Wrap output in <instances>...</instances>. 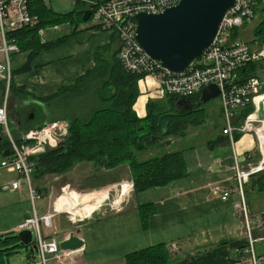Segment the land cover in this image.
<instances>
[{"label":"crops","instance_id":"crops-1","mask_svg":"<svg viewBox=\"0 0 264 264\" xmlns=\"http://www.w3.org/2000/svg\"><path fill=\"white\" fill-rule=\"evenodd\" d=\"M76 8L80 13L86 10L85 5H75L74 10ZM64 27L65 35H70L72 27ZM59 28L60 30H56L58 33L52 32V40L61 38L57 35L64 28ZM112 40L111 33L92 29V25L87 26L83 22L76 35L33 59L27 72L14 77V85L32 94L33 99L26 102L42 108V112L48 115L49 108H54V105H42L38 100L74 85L78 79L92 72L95 68L94 52L112 44ZM113 48H119L116 41ZM253 51L258 53L260 49L254 48ZM21 56L13 57L14 71L27 62L28 55ZM138 86L140 96L133 107L138 118H146L149 104L166 105L168 98L159 95L161 86L156 78H141ZM254 107L253 115L257 116L261 108L257 111V106ZM219 111V119L224 120L221 103ZM238 119L239 117L236 125ZM208 122L207 119L206 124ZM12 128L15 137L26 132L20 125ZM223 129L218 128L213 132L204 129V125L190 127L185 134L171 136L148 149V159L171 153H183L185 157L188 176L166 186L126 192L123 184L133 183L128 165L108 170L97 169L91 163H80L73 170L80 169L82 176L87 174L97 180L98 175L108 179L106 182L94 183L93 187L83 185L92 180L86 182L80 177L75 180V184L68 183L74 179L66 175L68 172L46 175L47 179H55L54 191L57 192V197L52 204L49 203L48 208L42 204L37 214H55L51 226L43 227V233L46 238L58 241L61 255V258L47 257V264H129L127 258L131 254L159 246H165L169 255V260L164 264H235L239 257L238 250L246 245L247 236L244 220L234 209V203L239 198L233 192L236 189L233 149L229 138L223 135ZM201 135L204 136L200 138ZM238 138L235 150L240 154L241 168L248 171L261 165L264 160L258 138L252 133L241 134ZM257 148L261 154L260 160L259 155L254 154ZM247 184L245 194L246 188L250 190ZM216 187L221 188L220 193L215 192ZM37 190L42 196L40 200L50 196L47 185L38 187ZM227 191H232V196L223 201L222 194ZM4 193H8L5 197L9 201L5 205L0 202V236L18 235L22 232L19 231V226L33 213L32 201L25 188ZM93 193H97V201L101 203L94 208L88 207L87 216L71 212V209ZM254 196V202H257L258 195ZM250 201L248 200L249 204ZM93 203L94 201L91 204ZM143 206L155 208L154 213L148 215L147 228H144L140 209ZM250 208H253L251 204ZM254 235L258 242L264 241V234L256 231ZM61 242L65 245L60 247ZM33 243L35 244L34 237ZM27 247H21V251L15 249L13 254L4 257L5 262L0 259V264L37 263L39 254L31 251L32 245ZM19 252L23 256L12 261L14 254ZM257 252L264 255V246H258Z\"/></svg>","mask_w":264,"mask_h":264},{"label":"built area","instance_id":"built-area-1","mask_svg":"<svg viewBox=\"0 0 264 264\" xmlns=\"http://www.w3.org/2000/svg\"><path fill=\"white\" fill-rule=\"evenodd\" d=\"M36 0H0V82L5 85L4 99L0 102V130L9 142L8 157H3L0 171L15 173L17 178L1 185L3 192L20 191L26 188L32 201L33 213L20 226L19 231H31L37 245L40 259L35 264H47V257L61 258L59 243L56 239L46 238L43 227H50L55 214L39 216L35 202L42 196L32 184L35 177V159L50 151L59 149L70 132L68 120L53 121L15 137L10 130L8 94L13 77V56L20 52L18 35L26 30L37 28L39 16L32 11ZM46 4L49 0H39ZM85 5L91 11L92 26L113 35L119 45V59L124 68L133 74L154 77L160 83L159 95L190 99L201 95L204 88L216 85L220 90L218 97L223 112L225 128L223 135L229 138L233 149L236 192L238 201L234 209L244 220L247 243L238 250L235 264H264V255L257 252L258 240L254 234L262 227L261 220L252 219L245 197V185L250 177L264 169V161L258 167L248 171L241 168V157L235 150V135L248 134L253 129V114L246 122L238 126V111L249 105H264V81L259 77H244L240 73L253 63L264 59V46L255 53L246 42H226V34L254 20L260 3L264 0H235V5L224 16L213 44L184 72L173 73L162 67L161 62L152 59L137 40L136 16L140 13L159 14L179 4L181 0H73ZM85 10V11H86ZM43 30L39 34H43ZM230 38H233L230 34ZM6 96V97H5ZM251 123V124H250ZM4 155V153H3ZM249 157V156H247ZM264 160V159H263ZM126 192H132L134 183L122 186ZM220 193L221 188H214ZM230 191L222 194V200L231 198Z\"/></svg>","mask_w":264,"mask_h":264},{"label":"trees","instance_id":"trees-1","mask_svg":"<svg viewBox=\"0 0 264 264\" xmlns=\"http://www.w3.org/2000/svg\"><path fill=\"white\" fill-rule=\"evenodd\" d=\"M32 11L40 18L39 26L18 35L20 49L33 50L30 65L41 52L50 50L77 34L78 29L74 30L75 24L79 23L80 26L83 23L82 13L77 8L69 14H59L36 0ZM64 25L72 27L70 35L53 42H41L38 34L40 30ZM92 29L99 28L92 26ZM240 29L234 30L233 38L237 37ZM254 35L255 41L263 46L264 20L257 26ZM115 41L113 37L112 44L94 52L95 68L92 72L78 79L74 85L38 100L42 105L52 104L56 109L64 110L66 117L75 118L69 120V136L62 146L35 159V177L65 174L80 163H91L97 169L108 170L128 165L134 189L140 192L166 186L188 176L183 153L165 154L145 161L139 160L137 154L146 152L171 136L185 134L190 127L205 125L208 119L205 108L180 110L181 108L177 107L179 98L169 96L166 105L149 104L146 118H138L133 107L140 96L138 82L144 76L133 74L124 68L119 59V48H113ZM260 64L253 63L240 74L244 77H258ZM11 88L20 101L33 99L32 94L25 89L14 85ZM5 89L4 83L0 82V99L4 96ZM200 97L199 94L189 100L196 104ZM81 106L85 108L80 109ZM254 111L253 104L241 108L238 111L237 124L240 125L239 123ZM80 113H85L84 117H81ZM240 135H235V141ZM155 137L158 139L153 141ZM8 146L9 142L0 130L1 156ZM259 175L264 181V170L258 173ZM140 209L144 228H147L148 215L154 213L155 208L143 206ZM21 247L28 248L20 241L18 235L0 236V259L5 262V256L13 254L15 249ZM168 256L166 247L159 246L131 254L127 259L129 264H164L169 260Z\"/></svg>","mask_w":264,"mask_h":264},{"label":"water","instance_id":"water-1","mask_svg":"<svg viewBox=\"0 0 264 264\" xmlns=\"http://www.w3.org/2000/svg\"><path fill=\"white\" fill-rule=\"evenodd\" d=\"M234 5L235 0H181L178 5L159 14L140 13L136 16L137 40L152 59L161 62L164 69L182 73L213 44L225 14ZM91 15V11H83L82 21L89 22ZM78 27L79 23H76L74 30ZM219 95V88L210 85L202 90L198 103L182 98L178 100L177 107L184 111L201 108ZM33 119L31 115L28 121ZM157 139L155 137L153 141ZM4 156L8 157L9 152H4ZM18 238L25 246L32 245L31 251L37 254L31 231L20 232ZM64 245L60 243V247Z\"/></svg>","mask_w":264,"mask_h":264},{"label":"rangeland","instance_id":"rangeland-1","mask_svg":"<svg viewBox=\"0 0 264 264\" xmlns=\"http://www.w3.org/2000/svg\"><path fill=\"white\" fill-rule=\"evenodd\" d=\"M46 6L48 7V9H51L55 13L69 14V13L74 11L75 3L73 0H52V2H50V1L47 2ZM263 20H264V1L259 4L254 20H252L249 23H247L246 25H244V27H242L240 29V31L237 34V37H235V38L229 39L230 34H231V36H233L232 33L234 32V30L231 32H228L225 36L226 42L231 43V39L233 41L246 42L251 46V48L253 50H254V48H259L261 50L264 45L262 46L261 44H259V42L255 41L254 33L256 31L257 26L260 25L263 22ZM91 25H92V22H87V26H91ZM64 26H68V25H64ZM64 26H63L64 29H61V31L57 35V37L62 38V37L68 36V35H65L66 34L65 33L66 27H64ZM68 27H70V26H68ZM58 29L60 30L59 26L44 29L43 30L44 33L42 35L38 33L40 39L42 40L41 42L42 43L53 42V41L60 39V38L55 37L57 39L52 40V32H54L53 34H56V33H58V32H56V30H58ZM56 47H54V48H56ZM32 52H33L32 49L27 50V51L20 49V52L17 54V56L22 55L21 57H23V54H27L28 59H27V62L20 69H17L15 71L13 69V77H12L11 87H12V85H14V77L16 75H18L15 72H19V74L20 73L24 74L25 72H27V70L30 69V67H31L30 60H31V56H33ZM257 63L258 64L261 63V66H262L261 67L259 65V69H258V71H259L258 75L259 76L258 77L264 81V59H262L261 61H259ZM21 70H23V72H21ZM3 99H4V97H3ZM3 99L1 98L0 102H2ZM218 100L219 99L217 98L216 100H212V101L208 102L206 105L202 106L203 108H205L207 110L208 115H209V118H208L209 122L204 125V129H206L207 131L212 130L213 132H216V130L218 128L220 130H222L223 127L225 126V121L223 119H219L220 117L218 116V114L220 112L219 111L220 110V103ZM8 106H9V119H10V121L12 122L13 125H20V128L24 131L32 130V129L36 128L37 126L38 127L43 126V125L48 124V123L53 122V121L71 120V119L75 118L74 116H71L72 118L66 117L65 111L62 109L58 110L55 108V106H54V108L53 107L49 108L48 115H47L44 112H42L41 108H38L35 104L30 103V102L25 103V102L17 100L14 93L12 92V88L8 94ZM82 108H85V107L81 106L80 109H82ZM260 108H261L260 112L257 114V116L254 115V117H253V120L254 119H256V120L251 121V122H253L254 129L250 132V134L252 133L258 138V142H259L258 145L262 151V155H263L262 160H263L264 159V142L262 141V138L259 135V131L264 130V113H263V106L260 105ZM80 114H82V113H80ZM83 114H85V113H83ZM83 114L81 115V117H84ZM30 115L34 116V119L32 121H28V118ZM215 119H216V122L212 126V123L214 122ZM245 122H246V119L241 121L239 123L240 125H238V126L243 125ZM212 127H214L215 129H213ZM10 130L13 132L12 126H10ZM203 136L204 135H201L200 138H202ZM235 145H236V143H235ZM236 153L238 156H240V154L237 151H236ZM254 154L259 155L258 160L261 159V157H260L261 154H259L258 148H257V150L256 149L254 150ZM137 156H138L139 160L145 161L148 159L149 155L146 152H141V153H138ZM255 158H257V156ZM2 159H3V157L0 155V164H1ZM85 170L86 169H82V171H85ZM242 170H244V169H242ZM263 170H261L260 172H262ZM9 174H12V175H9ZM66 175H68L71 178H74V179L69 180V182H68V183H73V184H75V180H77L78 177H80L82 181H86V182L92 180L88 184H83V185H85V187H93L94 183H99L102 181L106 182L108 180L104 176L99 177L98 175H97V180H93V177H90L89 175H88L89 176L88 177L87 174H83V176H82L81 170L78 168L68 172ZM259 177H260V175L258 176V173L255 174L253 177H251L250 181L247 184L248 187L250 186V190H247V188H246L245 197H247L246 201L248 204L250 217L252 219H255L258 217L261 220L262 227L257 232L259 234L263 235L264 234V188H262V187H263L264 181H262L261 177L260 178ZM16 178H17V175L15 173H8L7 171H0V202H1V204L5 205V203L9 201V198L7 199L5 197L8 195V193H4L1 190V185L4 183H8V182H10ZM45 178H46V176L42 177V178L41 177H33L32 178V184L35 188L43 187V186L47 185V187L49 186V193H50V196L48 195V197H46V198L43 197L42 200H37L35 202L36 210H39V207L42 204L47 205L46 208H48L49 203L52 204V202H54L56 197H57V192L54 191L55 179L52 177H50L48 179L47 178L45 179ZM25 190H26V192H28L26 188H25ZM244 191H245V189H244ZM230 192L232 193V191H230ZM233 192H235L237 194L236 189ZM255 194L258 195V197H257L258 201L257 202H254V201H256V200H254ZM86 200L88 201L89 199L87 198ZM86 200L82 201V203L85 202ZM248 200H251L250 204L253 207L252 209L250 208V204L248 203ZM43 231H44V228H43ZM258 246L263 247L264 241L258 242L256 244L257 249H258ZM18 250L21 251L20 248H18L16 251H18ZM19 256H23V253L19 252V254H14L12 261H14V259H19Z\"/></svg>","mask_w":264,"mask_h":264},{"label":"bare ground","instance_id":"bare-ground-1","mask_svg":"<svg viewBox=\"0 0 264 264\" xmlns=\"http://www.w3.org/2000/svg\"><path fill=\"white\" fill-rule=\"evenodd\" d=\"M262 97L264 98V95L263 96H260L257 100H256V102H258V101H260V100H262ZM254 117V115L252 116V118ZM256 119H254L253 121H255ZM259 135H260V137L262 138V141L264 142V132H262V131H259ZM263 146V145H262ZM124 185V187L126 186V184H123ZM97 193H93V194H91L90 196H89V200L87 201H85V202H81L79 205H77L75 208H73V209H71V212L72 213H74V214H77V215H79V216H81L82 214H84L83 216H87L88 214H86V210H87V208L88 207H91V208H94V207H96L99 203H101L100 201H99V203H98V201H97V198H98V195H96ZM106 196V195H105ZM94 201V203L93 204H91L92 202Z\"/></svg>","mask_w":264,"mask_h":264},{"label":"flooded vegetation","instance_id":"flooded-vegetation-1","mask_svg":"<svg viewBox=\"0 0 264 264\" xmlns=\"http://www.w3.org/2000/svg\"><path fill=\"white\" fill-rule=\"evenodd\" d=\"M31 116V115H30Z\"/></svg>","mask_w":264,"mask_h":264}]
</instances>
